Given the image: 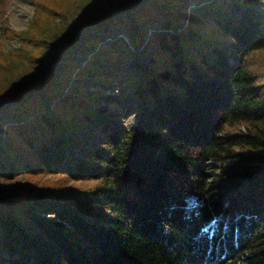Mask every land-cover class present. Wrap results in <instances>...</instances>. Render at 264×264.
I'll return each mask as SVG.
<instances>
[{"label": "trees", "instance_id": "trees-1", "mask_svg": "<svg viewBox=\"0 0 264 264\" xmlns=\"http://www.w3.org/2000/svg\"><path fill=\"white\" fill-rule=\"evenodd\" d=\"M64 49L0 102V174L36 178L0 198V264H264L261 3L128 1Z\"/></svg>", "mask_w": 264, "mask_h": 264}, {"label": "rangeland", "instance_id": "rangeland-1", "mask_svg": "<svg viewBox=\"0 0 264 264\" xmlns=\"http://www.w3.org/2000/svg\"><path fill=\"white\" fill-rule=\"evenodd\" d=\"M62 1L65 8L54 12L43 11L33 0H7L4 9L0 10V102L15 95L18 87L34 82L50 71L57 72L60 69L59 60L65 52L64 46L72 39L79 26H83L94 17L102 19L109 10L133 0ZM258 1L264 7V0ZM2 27L17 32L36 28L41 43L27 45L19 39L5 36ZM116 34L122 35L120 31H113L100 34L99 39L109 40ZM53 61H57V64H53ZM58 178L44 176L40 181L50 182ZM35 181L36 178L23 174H18L14 178L0 174V198H13L20 186H27L30 189Z\"/></svg>", "mask_w": 264, "mask_h": 264}]
</instances>
